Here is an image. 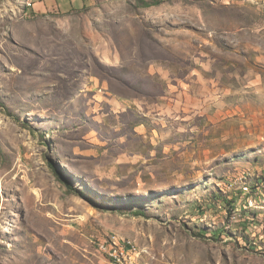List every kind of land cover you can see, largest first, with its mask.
Returning a JSON list of instances; mask_svg holds the SVG:
<instances>
[{
	"label": "rangeland",
	"instance_id": "obj_1",
	"mask_svg": "<svg viewBox=\"0 0 264 264\" xmlns=\"http://www.w3.org/2000/svg\"><path fill=\"white\" fill-rule=\"evenodd\" d=\"M79 3L0 0V264H264V0Z\"/></svg>",
	"mask_w": 264,
	"mask_h": 264
},
{
	"label": "crops",
	"instance_id": "obj_2",
	"mask_svg": "<svg viewBox=\"0 0 264 264\" xmlns=\"http://www.w3.org/2000/svg\"><path fill=\"white\" fill-rule=\"evenodd\" d=\"M31 1V7L33 10L38 12L44 11H57V12H67L73 8V0H69V4L62 0H29ZM85 0H80L79 5L83 4Z\"/></svg>",
	"mask_w": 264,
	"mask_h": 264
},
{
	"label": "trees",
	"instance_id": "obj_3",
	"mask_svg": "<svg viewBox=\"0 0 264 264\" xmlns=\"http://www.w3.org/2000/svg\"><path fill=\"white\" fill-rule=\"evenodd\" d=\"M144 4L147 5V6H150V5L153 4V2H146V1H145Z\"/></svg>",
	"mask_w": 264,
	"mask_h": 264
},
{
	"label": "bare ground",
	"instance_id": "obj_4",
	"mask_svg": "<svg viewBox=\"0 0 264 264\" xmlns=\"http://www.w3.org/2000/svg\"><path fill=\"white\" fill-rule=\"evenodd\" d=\"M115 252L117 253V254H114V257L115 258H117V259H119L118 257H120V256H118L119 254H118V252L115 250Z\"/></svg>",
	"mask_w": 264,
	"mask_h": 264
},
{
	"label": "built area",
	"instance_id": "obj_5",
	"mask_svg": "<svg viewBox=\"0 0 264 264\" xmlns=\"http://www.w3.org/2000/svg\"><path fill=\"white\" fill-rule=\"evenodd\" d=\"M111 254H117V253H116L115 250H114V253H111Z\"/></svg>",
	"mask_w": 264,
	"mask_h": 264
}]
</instances>
